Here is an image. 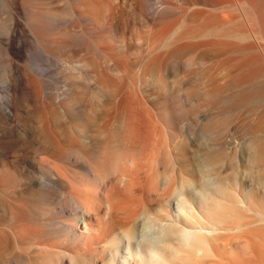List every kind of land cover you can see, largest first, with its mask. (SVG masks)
<instances>
[{
  "label": "bare ground",
  "instance_id": "bare-ground-1",
  "mask_svg": "<svg viewBox=\"0 0 264 264\" xmlns=\"http://www.w3.org/2000/svg\"><path fill=\"white\" fill-rule=\"evenodd\" d=\"M179 1L186 9L198 6L193 14L225 21L243 13L242 0ZM89 6L91 12L98 9ZM251 11L264 16L253 5ZM229 33L236 34L235 26ZM91 69L107 86L117 78L124 81L127 74L117 66ZM142 70L155 80L168 79L149 63ZM223 70L232 72L225 82L218 77ZM238 74L222 60L206 69L202 83L208 88L201 89L213 98L214 113L209 118L198 115L197 138L189 132L171 142L159 123L176 126L182 115L175 114L168 96H160L156 87L133 96L121 84L119 102L106 95L83 145L68 127L69 110L79 103L78 96L63 104L64 112L55 94L43 102L45 110L33 99L34 107L24 115L11 112L10 92L0 90L7 98L0 110V152L21 144L29 157L24 176L6 165L0 170V264H264V181L254 176L264 170V141L256 140L264 134V118H250L243 143L231 137L230 147L221 118L224 103L231 114L238 106L225 89ZM185 77L182 73L180 79ZM203 104L197 108L209 107ZM14 118L26 126L25 141L13 129ZM118 121L123 126L118 136L125 143L121 153L109 148L110 128ZM239 154L249 175L244 183L233 170ZM73 158L82 164L83 174L77 177L70 175ZM17 187H23L20 194L9 192ZM52 204L69 208L66 215L58 219ZM101 244L111 252L105 262L99 256ZM27 250L32 257L26 256Z\"/></svg>",
  "mask_w": 264,
  "mask_h": 264
},
{
  "label": "rangeland",
  "instance_id": "rangeland-1",
  "mask_svg": "<svg viewBox=\"0 0 264 264\" xmlns=\"http://www.w3.org/2000/svg\"><path fill=\"white\" fill-rule=\"evenodd\" d=\"M243 1L240 4L243 13L225 21L212 14H193L198 6L186 9L179 0H0V90L10 92L11 112L19 111L24 115L33 99L39 109L45 110L43 102L48 103L55 94L64 112L63 104L78 96L79 103L69 110L68 127L78 133L83 145V139L91 137L89 126H95L94 116L102 110L106 95L119 102L121 84L133 96L142 95L145 87H156L160 96H168L167 103L175 114L182 115L176 126L159 123L165 139L171 142L189 132L190 137L197 138L198 115L207 118L213 115V98L204 96L201 87L208 88L202 83L206 80L203 78L206 69L222 60L226 66L239 70L235 83L230 81L225 87L227 96H234L238 106L231 114L223 104L224 138H228L227 147L232 145L231 137L243 143L244 125L252 117L257 118V122L264 118V16L251 11L253 5L264 14V0H259L258 4ZM90 4H95L97 11L91 12ZM232 26L236 28L234 36L229 33ZM231 44L236 47L232 48ZM148 63L164 71L161 74L168 79L160 81L149 77L147 71L142 70ZM93 66H117L118 71L126 70L127 74L124 81L117 78L115 84L107 86L92 71ZM182 73L186 74L184 79H180ZM231 73L223 70L218 77L225 82ZM185 80L188 82H183ZM8 83L14 84V88L6 90ZM6 99L1 92L0 110ZM199 103L209 107L198 109ZM235 125L238 132L233 135ZM122 127V122L118 121L110 128L109 148H114L115 153H121L125 145L118 136ZM3 128L0 121V131ZM24 128L26 126L13 119V129L17 130L20 141L26 140ZM256 140L264 141V134L256 136ZM240 155L235 158L233 170L238 182L244 183L249 175ZM28 164L24 145L0 152V170L6 165L24 176ZM81 166V162L73 158L70 175L83 174ZM263 175V169L254 174L258 181L261 176L264 181ZM22 188H9V192L18 195ZM50 208L58 219L69 209L53 204ZM25 254L33 256L29 250ZM99 256L107 261L111 256L110 248L104 249L101 244Z\"/></svg>",
  "mask_w": 264,
  "mask_h": 264
}]
</instances>
